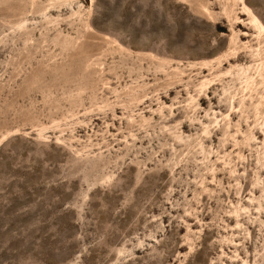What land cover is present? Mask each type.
Masks as SVG:
<instances>
[{
  "label": "rangeland",
  "instance_id": "1",
  "mask_svg": "<svg viewBox=\"0 0 264 264\" xmlns=\"http://www.w3.org/2000/svg\"><path fill=\"white\" fill-rule=\"evenodd\" d=\"M244 5L0 0V264H264Z\"/></svg>",
  "mask_w": 264,
  "mask_h": 264
},
{
  "label": "bare ground",
  "instance_id": "2",
  "mask_svg": "<svg viewBox=\"0 0 264 264\" xmlns=\"http://www.w3.org/2000/svg\"><path fill=\"white\" fill-rule=\"evenodd\" d=\"M242 12L247 15L248 24L252 26V28L257 32V35L264 33V24L259 20V18L252 12V10L247 7L243 6ZM256 55L258 56L259 53L256 52ZM261 58V57H260ZM257 73L262 76L261 70H264V60L260 61L256 66ZM250 77L246 76V80H249ZM248 82V81H246Z\"/></svg>",
  "mask_w": 264,
  "mask_h": 264
}]
</instances>
